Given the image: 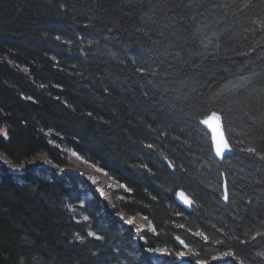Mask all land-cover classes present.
<instances>
[{
	"label": "trees",
	"instance_id": "obj_1",
	"mask_svg": "<svg viewBox=\"0 0 264 264\" xmlns=\"http://www.w3.org/2000/svg\"><path fill=\"white\" fill-rule=\"evenodd\" d=\"M211 111L234 146L223 162L199 123ZM0 151L106 170L125 185L115 211L145 216L168 262L264 264V0H0ZM86 190L0 174V264H159L99 218L97 193L88 236L66 205Z\"/></svg>",
	"mask_w": 264,
	"mask_h": 264
},
{
	"label": "rangeland",
	"instance_id": "obj_2",
	"mask_svg": "<svg viewBox=\"0 0 264 264\" xmlns=\"http://www.w3.org/2000/svg\"><path fill=\"white\" fill-rule=\"evenodd\" d=\"M39 167L43 169H38ZM6 172L20 180L24 179V177L32 172H46L47 177L55 176L59 179L68 181H70L72 177H75L79 181V187L81 189L84 188L87 190L86 192L81 193V197L80 195L77 197V194L75 197H69V199H74L75 202H72L73 200H68L66 205L67 208L73 213L74 220H76V222L80 220L91 221L89 224L90 226H88L89 228L87 234L89 232H95L96 236H92L90 238H97L101 236L95 228L91 227L93 226V219L90 216L89 211L85 209L86 203L91 200L90 198L94 195V193H97L103 207V210L98 213L99 218L101 220H104L107 217L115 219L121 224L123 228L131 230V232H133L135 235V245L138 247V249H140V252L149 255L154 259L155 262L159 264H189V254L186 250L180 251L185 253L183 258H179L177 255H175L173 261L168 262L166 258L168 255H160L157 252V250H163L169 253L166 247L159 249H149L145 246L147 238L146 236L142 235V233L146 230L152 231V223L149 222L145 216L126 214L124 211H115L113 206V203L116 201V197L119 198L121 196L118 194L117 190L125 188V185L113 178L106 170L100 168L90 161H87L78 152L71 151L68 162H66L65 165L60 166L46 155L36 156L28 160L26 163H17L14 162L7 154L0 151V174ZM101 192L103 195L100 194ZM85 216L88 217L87 220L84 219ZM128 220H132L133 224L128 225L126 223ZM182 244L184 248H187V245L184 243V241ZM228 259L233 260L225 262ZM217 260L220 261L218 262L220 264H241V261L235 258L233 255L229 257L219 256ZM205 264H207V262H205Z\"/></svg>",
	"mask_w": 264,
	"mask_h": 264
},
{
	"label": "snow or ice",
	"instance_id": "obj_3",
	"mask_svg": "<svg viewBox=\"0 0 264 264\" xmlns=\"http://www.w3.org/2000/svg\"><path fill=\"white\" fill-rule=\"evenodd\" d=\"M57 39H59V37H57ZM140 71L143 72L144 69L141 68ZM217 102H222V100H217ZM226 119H227L226 116H222L217 111H211L209 114L205 115V118L203 120L199 121V123L201 125L207 126V128L211 129L212 139L214 141V146H215V154L218 157H223L225 155L226 151L231 150L228 140L225 138L224 133L221 131L222 120H226ZM210 123L213 124L212 127H210ZM214 129H215V134H213ZM247 151L250 152V153H255L257 156H260V153L257 152L255 148H249V149H247ZM100 194L103 195L102 192ZM178 196H179V200L182 202V204L184 206H189V205L192 204V201L185 195V193L183 191L179 192ZM224 199L225 200L229 199L227 184H225V188H224ZM84 219L87 220L88 217L85 216ZM126 223L128 225H132L133 221L132 220H128V221H126ZM181 227H183V226H181ZM201 235H202V233H200V232L196 233V236H201ZM257 235L259 236L261 234L257 233ZM88 236H90V237L96 236V233L95 232H89ZM97 238H100V237H97ZM203 238H204L205 241L208 240V236H206V235ZM181 243H183V241H181ZM157 252L160 255H169V253H167L166 251H163V250H157ZM176 255L179 258H183L185 256V253L178 252ZM232 255H233V253L230 252V251L221 253L222 257H229V256H232ZM258 255L259 256H264V252L258 253ZM237 259H239V258L237 257ZM199 264H205V261L204 260H200ZM241 264H243L242 261H241Z\"/></svg>",
	"mask_w": 264,
	"mask_h": 264
},
{
	"label": "water",
	"instance_id": "obj_4",
	"mask_svg": "<svg viewBox=\"0 0 264 264\" xmlns=\"http://www.w3.org/2000/svg\"><path fill=\"white\" fill-rule=\"evenodd\" d=\"M218 113H219V112H218ZM220 114H221V113H220ZM223 121H224V120H222L221 131L224 133L225 138L228 140L229 145H230V149H231V150H229V151H226V153H225V155H224L223 157H218V156H216V154H215V146H214V141H213V139H212V132H211V129L207 128V126H203V125H202L203 128H205V129L208 131V133L211 135V142H212V145H213V152H214L215 157H216L220 162H223L227 156L232 155V154L234 153V147L231 146V143H230V141H229V139H228V137H227V135H226V131H225V128H224ZM212 126H213V124L210 123V127H212ZM213 134H215V129H214V131H213ZM38 169H43V168H40V167H39ZM225 184H226V183H225ZM224 188H225V185H224ZM181 191H183V192L185 193V195H186V196L192 201V204L189 205V206H184V205L182 204V202L179 200V196H178V194H177V197H176L177 201H178L180 204H182V205H183L185 208H187V209H192V207H194V206L196 207V202L194 201V199H193L190 195H188L184 190H180L179 192H181ZM179 192H178V193H179ZM224 201L226 202L227 200L224 199ZM231 260H233V259H228V260L225 261V262H228V261H231ZM218 262H220V261H218ZM207 264H209V263H207Z\"/></svg>",
	"mask_w": 264,
	"mask_h": 264
},
{
	"label": "bare ground",
	"instance_id": "obj_5",
	"mask_svg": "<svg viewBox=\"0 0 264 264\" xmlns=\"http://www.w3.org/2000/svg\"><path fill=\"white\" fill-rule=\"evenodd\" d=\"M217 112H218V111H217ZM219 113H220V112H219ZM221 115H222V114H221ZM222 116H223V115H222ZM202 120H203V119H202ZM223 124H224V128H225V121H223ZM225 131H226V129H225ZM226 135H227V132H226ZM227 137H228V135H227ZM228 139H229V138H228ZM229 141H230V140H229ZM231 146H232V145H231ZM232 147H233V146H232ZM19 178H20V177H19ZM180 190H182V189H180ZM180 190H179V191H180ZM179 191H178V192H179ZM168 264H169V263H168Z\"/></svg>",
	"mask_w": 264,
	"mask_h": 264
}]
</instances>
